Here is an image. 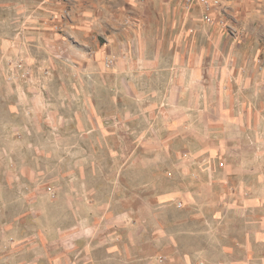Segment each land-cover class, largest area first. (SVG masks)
Segmentation results:
<instances>
[{"label": "rangeland", "instance_id": "1", "mask_svg": "<svg viewBox=\"0 0 264 264\" xmlns=\"http://www.w3.org/2000/svg\"><path fill=\"white\" fill-rule=\"evenodd\" d=\"M216 1L0 0V264H264V26Z\"/></svg>", "mask_w": 264, "mask_h": 264}, {"label": "crops", "instance_id": "2", "mask_svg": "<svg viewBox=\"0 0 264 264\" xmlns=\"http://www.w3.org/2000/svg\"><path fill=\"white\" fill-rule=\"evenodd\" d=\"M228 4L231 5L232 11L235 15V17L233 18L236 20L234 27L237 31L236 33L237 36L243 35L244 32L241 30L242 29L241 27H242V24L246 23L247 21H250V23H253V22L258 23L259 26L257 27V31L259 27L261 26V24H263L264 26V16H261L262 12L260 10V8L262 7L260 6L258 7V4H262V6H264V0H229ZM237 24L239 25L238 29L236 26ZM217 29H218V35L221 34L223 36L224 30L221 27L220 28L218 27ZM254 35H255L254 33L253 34L251 33L249 37L251 39L255 37L254 39L257 40L256 37L258 36L257 35L254 36ZM258 38L262 39L260 36ZM256 51L257 49L253 51L254 54H257Z\"/></svg>", "mask_w": 264, "mask_h": 264}, {"label": "built area", "instance_id": "3", "mask_svg": "<svg viewBox=\"0 0 264 264\" xmlns=\"http://www.w3.org/2000/svg\"><path fill=\"white\" fill-rule=\"evenodd\" d=\"M186 2L187 4H189V6H191L193 3H195L196 5L201 4L203 6H206L207 8H210L211 6L210 0H186ZM216 3H220V0H217ZM204 19H206L208 22L212 21L211 17L208 14L204 16Z\"/></svg>", "mask_w": 264, "mask_h": 264}]
</instances>
